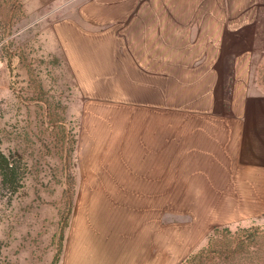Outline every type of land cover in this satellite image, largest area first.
I'll list each match as a JSON object with an SVG mask.
<instances>
[{"label": "rangeland", "instance_id": "1", "mask_svg": "<svg viewBox=\"0 0 264 264\" xmlns=\"http://www.w3.org/2000/svg\"><path fill=\"white\" fill-rule=\"evenodd\" d=\"M200 1L0 0V150L19 160L23 173L15 191L0 183V264H66L80 199L91 192L84 190L86 181L101 177L97 170L109 165L116 147L132 150L137 111L128 105L138 98L132 85L138 75L130 76L135 64L126 54L139 55L142 64L149 57L138 46L134 13L164 7L173 21L187 22V9ZM248 1L224 0L227 15ZM256 7L253 27L225 35L221 100L231 94L234 60L244 52L250 54L253 89L264 93V0H256ZM121 23L117 38L111 30ZM156 24L145 31L158 60L147 67L159 83L153 78L164 74L161 61L191 58L197 51L184 45L187 37L203 31L163 33ZM98 31L103 39L93 36ZM198 196L192 189L158 188L157 264H264V207L233 215L238 207L205 205ZM225 217L238 219L222 223ZM183 230L205 235L178 260Z\"/></svg>", "mask_w": 264, "mask_h": 264}, {"label": "crops", "instance_id": "2", "mask_svg": "<svg viewBox=\"0 0 264 264\" xmlns=\"http://www.w3.org/2000/svg\"><path fill=\"white\" fill-rule=\"evenodd\" d=\"M161 9L133 15L138 46L147 48L143 52L149 57L142 64L139 55L126 54L135 64L131 75L126 72L138 75L132 84L138 98L128 105L137 111L132 150L116 147L107 157L109 165L97 170L101 177L86 181L84 190L91 192L80 199L66 264H157L158 188L192 189L205 205L238 207L233 215L243 208L264 207V93L253 89L248 52L235 57L229 98L221 100L217 92L225 35L254 26L256 0L228 15L224 0H201L187 9V22L173 21V13ZM155 22L163 33L172 28L203 31L200 37H187L184 45L197 51L191 58L161 61L164 74L153 78L159 83L151 80L152 67H147L158 61L151 54L153 38L145 31ZM123 25L111 30L117 38ZM99 35L93 36L104 38ZM156 95L160 100L152 101ZM96 152L105 153L102 148ZM236 219L225 217L222 223ZM181 232L178 260L205 235Z\"/></svg>", "mask_w": 264, "mask_h": 264}, {"label": "trees", "instance_id": "3", "mask_svg": "<svg viewBox=\"0 0 264 264\" xmlns=\"http://www.w3.org/2000/svg\"><path fill=\"white\" fill-rule=\"evenodd\" d=\"M0 150V183L3 188L15 191L22 179L21 162Z\"/></svg>", "mask_w": 264, "mask_h": 264}]
</instances>
